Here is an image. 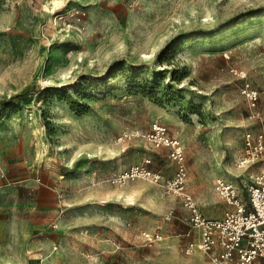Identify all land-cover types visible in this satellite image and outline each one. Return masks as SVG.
I'll use <instances>...</instances> for the list:
<instances>
[{"label": "rangeland", "instance_id": "obj_1", "mask_svg": "<svg viewBox=\"0 0 264 264\" xmlns=\"http://www.w3.org/2000/svg\"><path fill=\"white\" fill-rule=\"evenodd\" d=\"M14 95L0 104V264H207L185 252L180 197L110 179L146 160L174 176L170 148L144 137L158 123L201 212L233 209L211 173L239 183L246 135H264V0H0V101Z\"/></svg>", "mask_w": 264, "mask_h": 264}, {"label": "built area", "instance_id": "obj_2", "mask_svg": "<svg viewBox=\"0 0 264 264\" xmlns=\"http://www.w3.org/2000/svg\"><path fill=\"white\" fill-rule=\"evenodd\" d=\"M242 92L255 106L259 92L250 84L244 85ZM139 136L140 132L125 131L119 141ZM144 137L154 148H170V157L177 163L174 176L164 180L150 168L151 161L146 160L113 175L110 183L122 186L137 179L148 180L163 183L168 193L180 197L190 212L191 229L197 233L187 245L186 254L202 253L210 264H264V135H246L245 149L236 161V169L241 173L239 183L217 179L213 184L215 193L233 208L220 219L206 217L188 192L185 155L180 141L171 138L167 128L158 123L153 124ZM257 166L261 168L250 172ZM242 191L247 195V204L242 199ZM171 216L169 213L166 219L170 220ZM145 237L147 241L162 240L148 233Z\"/></svg>", "mask_w": 264, "mask_h": 264}, {"label": "crops", "instance_id": "obj_3", "mask_svg": "<svg viewBox=\"0 0 264 264\" xmlns=\"http://www.w3.org/2000/svg\"><path fill=\"white\" fill-rule=\"evenodd\" d=\"M211 175H212V179L213 178H217V177H224V178H231V175L229 176L228 174H226V173H216V172H214V171H212V173H211ZM239 176V175H238ZM214 183V182H213ZM189 191V190H188ZM194 199H195V197H194ZM196 200V199H195ZM197 202V201H196ZM197 204H198V202H197ZM198 206H199V204H198ZM199 208H200V206H199ZM228 208V207H227ZM226 208V209H227ZM230 209V208H229ZM200 210H201V208H200ZM231 210V209H230ZM206 213L209 215V216H211L212 218H221L222 217V213H223V208H221V206H219L218 208L217 207H214V208H212V207H209V208H207V210H206ZM0 234H2V228L0 227ZM197 236V233H194V237H196ZM25 237V236H24ZM203 255V254H202ZM199 262V260H197V264H200V262ZM207 264H210L209 263V261L207 262Z\"/></svg>", "mask_w": 264, "mask_h": 264}, {"label": "trees", "instance_id": "obj_4", "mask_svg": "<svg viewBox=\"0 0 264 264\" xmlns=\"http://www.w3.org/2000/svg\"><path fill=\"white\" fill-rule=\"evenodd\" d=\"M16 97H17V95H14V96L10 97V99L8 101H0V104H6L7 102L13 100Z\"/></svg>", "mask_w": 264, "mask_h": 264}]
</instances>
